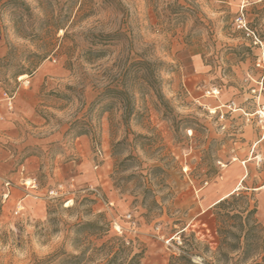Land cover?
Instances as JSON below:
<instances>
[{
    "label": "rangeland",
    "instance_id": "obj_1",
    "mask_svg": "<svg viewBox=\"0 0 264 264\" xmlns=\"http://www.w3.org/2000/svg\"><path fill=\"white\" fill-rule=\"evenodd\" d=\"M0 85V264L262 262L264 0H0Z\"/></svg>",
    "mask_w": 264,
    "mask_h": 264
},
{
    "label": "trees",
    "instance_id": "obj_2",
    "mask_svg": "<svg viewBox=\"0 0 264 264\" xmlns=\"http://www.w3.org/2000/svg\"><path fill=\"white\" fill-rule=\"evenodd\" d=\"M63 20L61 18H56L53 19L52 21V28L54 31L62 30L63 29ZM38 61L35 63V68L38 66V64L46 58V54H40L37 56ZM139 65H142L141 63H137ZM155 95L159 99H161V96L159 95L158 91L155 90ZM242 196L240 194H232L228 196L225 199H222L215 205V210H223L224 211V218L228 219H238V231L241 232L243 235V242L241 246L233 245L232 250H235L236 252H239V259L241 261H244L253 255H255L256 252L253 250V245L250 243V235L252 231L256 228L257 226L256 221L254 220V215H255V209L249 210L248 209V204L246 203L243 208V211H237L235 212V206L232 205L234 202H236L239 198ZM105 231H103V227L99 226L98 222H85L82 224H79L76 227L75 233H76V240L78 241L82 237H88L92 235H97V236H102ZM119 246L123 249L124 251V243L122 241H118ZM105 247V246H103ZM105 255L109 257L104 264H113L117 260V252H113L111 248H106L105 247ZM84 251L82 250L79 254V256H72L68 257L70 261L73 262H78L83 258L84 256ZM139 255H135L133 258H137ZM133 258L130 260L132 261ZM170 264H194L191 262L187 256L180 255L178 257L171 258ZM260 264H264V257L262 258V262Z\"/></svg>",
    "mask_w": 264,
    "mask_h": 264
},
{
    "label": "built area",
    "instance_id": "obj_3",
    "mask_svg": "<svg viewBox=\"0 0 264 264\" xmlns=\"http://www.w3.org/2000/svg\"><path fill=\"white\" fill-rule=\"evenodd\" d=\"M234 25L238 31L242 32L243 37L246 40H248L253 46H262L258 37L252 31H250L247 28L245 19L242 15V12H240L239 15L235 18ZM258 66H259V64H258ZM27 83L28 82H26V84ZM13 100H14V96L3 91L1 88V85H0V101L4 102V106H5L7 111H11L13 109ZM260 116L263 117L264 115L260 114ZM4 185H5V187H8L9 184L5 183ZM93 191H95V190H93ZM95 193L98 195V193L96 191H95ZM49 195L57 196L58 192L56 190L55 191L52 190V191H49ZM6 196H7V194H4V197H6ZM110 205H112V204H110ZM177 242H179V239L177 240Z\"/></svg>",
    "mask_w": 264,
    "mask_h": 264
},
{
    "label": "bare ground",
    "instance_id": "obj_4",
    "mask_svg": "<svg viewBox=\"0 0 264 264\" xmlns=\"http://www.w3.org/2000/svg\"><path fill=\"white\" fill-rule=\"evenodd\" d=\"M24 77H26V76H21V79H23ZM214 94H217V92L216 91H214ZM214 111L213 110H211V113H213ZM258 114H262V115H264L262 112H258ZM237 189V188H236ZM221 200V199H220ZM218 202V201H217Z\"/></svg>",
    "mask_w": 264,
    "mask_h": 264
}]
</instances>
